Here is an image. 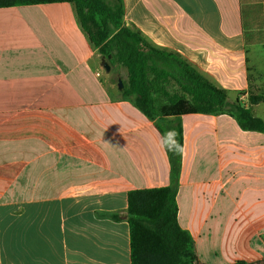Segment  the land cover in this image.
Segmentation results:
<instances>
[{
  "label": "crops",
  "instance_id": "0c3cea01",
  "mask_svg": "<svg viewBox=\"0 0 264 264\" xmlns=\"http://www.w3.org/2000/svg\"><path fill=\"white\" fill-rule=\"evenodd\" d=\"M122 1L127 25L264 121L249 102L264 96V0ZM78 24L69 2L0 7V264H130L127 193L170 182L154 122L113 96ZM179 119L177 220L198 262H264V133Z\"/></svg>",
  "mask_w": 264,
  "mask_h": 264
},
{
  "label": "trees",
  "instance_id": "16d2710c",
  "mask_svg": "<svg viewBox=\"0 0 264 264\" xmlns=\"http://www.w3.org/2000/svg\"><path fill=\"white\" fill-rule=\"evenodd\" d=\"M53 2L74 5L78 25L99 50L101 60L126 70L127 81L120 97L153 121L162 136L170 164L169 185L127 193L124 218L129 228L130 264H200L190 235L177 220L176 193L182 154L179 116L228 114L241 129L262 133L264 121L237 99L228 101L225 90L215 87L179 53L154 46L141 31L127 25L122 0H0V7ZM168 84L177 91L170 94ZM260 101H264V96L249 97L250 104ZM171 130L176 134L174 139H165V133ZM108 216L113 220L122 218L118 213Z\"/></svg>",
  "mask_w": 264,
  "mask_h": 264
},
{
  "label": "rangeland",
  "instance_id": "374dc122",
  "mask_svg": "<svg viewBox=\"0 0 264 264\" xmlns=\"http://www.w3.org/2000/svg\"><path fill=\"white\" fill-rule=\"evenodd\" d=\"M103 71L104 70L102 69V72ZM105 77L108 79V82H109L108 87L110 91L112 92L113 96L120 97L121 89H118V81H121L122 85L126 84V81H127L126 70L123 67L113 64V65H110V71L107 73L106 76H104V78ZM166 89L170 94L175 92V90L177 91V89L173 88L172 84H168V86H166Z\"/></svg>",
  "mask_w": 264,
  "mask_h": 264
},
{
  "label": "water",
  "instance_id": "95a60500",
  "mask_svg": "<svg viewBox=\"0 0 264 264\" xmlns=\"http://www.w3.org/2000/svg\"><path fill=\"white\" fill-rule=\"evenodd\" d=\"M103 67H104L105 72L108 73L110 71V66L106 62H103ZM121 88H122V83L121 81H118V89H121Z\"/></svg>",
  "mask_w": 264,
  "mask_h": 264
},
{
  "label": "clouds",
  "instance_id": "9594fccd",
  "mask_svg": "<svg viewBox=\"0 0 264 264\" xmlns=\"http://www.w3.org/2000/svg\"><path fill=\"white\" fill-rule=\"evenodd\" d=\"M175 135L176 134H175L174 130H171V131L165 133V139L169 136L173 137V139H174Z\"/></svg>",
  "mask_w": 264,
  "mask_h": 264
}]
</instances>
